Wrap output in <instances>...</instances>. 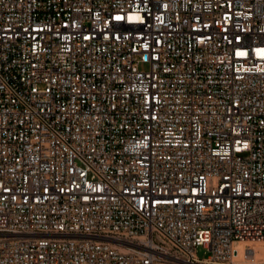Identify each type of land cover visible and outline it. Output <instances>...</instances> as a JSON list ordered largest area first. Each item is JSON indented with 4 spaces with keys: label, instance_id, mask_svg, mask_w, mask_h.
I'll use <instances>...</instances> for the list:
<instances>
[{
    "label": "built area",
    "instance_id": "built-area-1",
    "mask_svg": "<svg viewBox=\"0 0 264 264\" xmlns=\"http://www.w3.org/2000/svg\"><path fill=\"white\" fill-rule=\"evenodd\" d=\"M242 242H264V0H0V264Z\"/></svg>",
    "mask_w": 264,
    "mask_h": 264
},
{
    "label": "rangeland",
    "instance_id": "rangeland-1",
    "mask_svg": "<svg viewBox=\"0 0 264 264\" xmlns=\"http://www.w3.org/2000/svg\"><path fill=\"white\" fill-rule=\"evenodd\" d=\"M254 244H259V245H253V248L255 249H260V252H264V242H259V243H254ZM260 246V247H259ZM208 255V253L203 250V249H197L196 251V256L198 257V259L202 260L204 258H206ZM237 259L236 258V253L234 255V260ZM237 264H264V255L263 254H259V255H252V256H247L246 259H243L241 261H239V263Z\"/></svg>",
    "mask_w": 264,
    "mask_h": 264
},
{
    "label": "bare ground",
    "instance_id": "bare-ground-1",
    "mask_svg": "<svg viewBox=\"0 0 264 264\" xmlns=\"http://www.w3.org/2000/svg\"><path fill=\"white\" fill-rule=\"evenodd\" d=\"M254 243H259V242H242L239 244H235V249L233 253V260H234V255L236 253V258L238 260H243L247 256H254V255H259L263 254L264 252H260V249H254L253 245H259V244H254ZM260 247V246H259Z\"/></svg>",
    "mask_w": 264,
    "mask_h": 264
}]
</instances>
